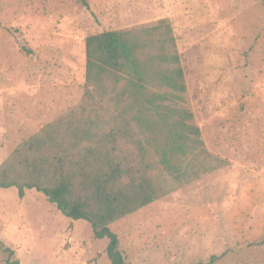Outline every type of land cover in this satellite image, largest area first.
I'll return each instance as SVG.
<instances>
[{
  "label": "rangeland",
  "instance_id": "1",
  "mask_svg": "<svg viewBox=\"0 0 264 264\" xmlns=\"http://www.w3.org/2000/svg\"><path fill=\"white\" fill-rule=\"evenodd\" d=\"M0 0V165L86 90V38L171 21L186 106L229 165L111 225L135 264H264L262 0ZM105 115L115 112L102 101ZM109 239L32 188L0 187V264H112Z\"/></svg>",
  "mask_w": 264,
  "mask_h": 264
},
{
  "label": "trees",
  "instance_id": "2",
  "mask_svg": "<svg viewBox=\"0 0 264 264\" xmlns=\"http://www.w3.org/2000/svg\"><path fill=\"white\" fill-rule=\"evenodd\" d=\"M187 90L169 19L87 36L83 98L13 150L0 165V187L44 193L64 215L89 221L95 238L109 239L112 264H135L111 225L174 190L151 152L179 187L229 165L207 149ZM104 100L113 114L105 115ZM6 250L9 264H21Z\"/></svg>",
  "mask_w": 264,
  "mask_h": 264
}]
</instances>
